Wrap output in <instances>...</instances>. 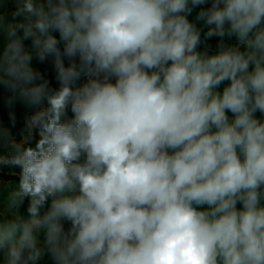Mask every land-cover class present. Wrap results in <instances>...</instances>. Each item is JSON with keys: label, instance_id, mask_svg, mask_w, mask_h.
Instances as JSON below:
<instances>
[{"label": "clouds", "instance_id": "clouds-1", "mask_svg": "<svg viewBox=\"0 0 264 264\" xmlns=\"http://www.w3.org/2000/svg\"><path fill=\"white\" fill-rule=\"evenodd\" d=\"M0 91V264H264V0H0Z\"/></svg>", "mask_w": 264, "mask_h": 264}, {"label": "trees", "instance_id": "trees-1", "mask_svg": "<svg viewBox=\"0 0 264 264\" xmlns=\"http://www.w3.org/2000/svg\"><path fill=\"white\" fill-rule=\"evenodd\" d=\"M195 15V13L193 14ZM215 40L212 41V44ZM215 44V42H214ZM34 65L38 67L42 72H44L50 79H52L53 85H54V74L51 68L50 64H38L35 60L33 61ZM4 93L0 91V122L3 123L4 126H7L10 128L12 135L15 137L16 140H20L22 137V130L24 128V114L26 109L21 106L17 105L15 107L16 112V124L15 126H12L11 121L9 119V109L6 107L4 100H3ZM7 178V175H4L0 172V178ZM26 205L27 201L25 202V207L21 209V212L26 216Z\"/></svg>", "mask_w": 264, "mask_h": 264}, {"label": "rangeland", "instance_id": "rangeland-1", "mask_svg": "<svg viewBox=\"0 0 264 264\" xmlns=\"http://www.w3.org/2000/svg\"><path fill=\"white\" fill-rule=\"evenodd\" d=\"M8 7H9V10H11L14 7V5L9 4ZM214 42H213V46H214ZM54 85H55V81H54ZM26 135L27 134L25 132V129L23 128L21 139L26 137ZM13 138L16 142L21 141V139L16 140L14 136H13ZM10 150H11L10 147H8L7 145L0 147V151H2V152H9ZM0 172L3 173L4 175H7V178H4V177L0 178V209H3L4 206L7 204L8 193L11 190L18 187L19 169L18 168L13 169V168H9V167H2V168H0Z\"/></svg>", "mask_w": 264, "mask_h": 264}]
</instances>
